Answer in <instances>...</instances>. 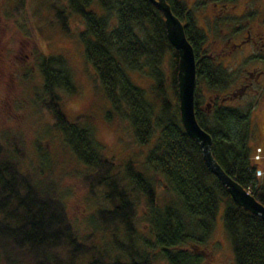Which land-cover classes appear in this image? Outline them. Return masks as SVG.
Here are the masks:
<instances>
[{
    "label": "trees",
    "instance_id": "1",
    "mask_svg": "<svg viewBox=\"0 0 264 264\" xmlns=\"http://www.w3.org/2000/svg\"><path fill=\"white\" fill-rule=\"evenodd\" d=\"M67 1L42 0L34 9L33 0L9 5L19 30L31 41L43 86L29 90L41 126L34 130V149L23 129L0 126V264H155L159 259L202 264L222 203L235 264H264L263 218L234 200L182 123L179 54L168 37L164 13L150 0ZM168 1L194 47L196 115L213 137V154L264 204V152L262 160L252 159L262 145L255 140L252 115L257 102L225 103L236 71L213 52L188 2ZM43 2L50 18L37 25L33 17ZM73 13L83 19L78 37L104 96L130 119L140 143L153 142L142 164L108 155L89 116H70L64 109L60 89L77 91L69 59L63 52L46 51L40 34L57 27L73 36ZM135 71L152 78L150 92L136 82ZM45 133L54 143L51 158ZM68 176L77 186L65 181ZM160 185L168 195H160ZM79 188L89 205L73 215L71 198Z\"/></svg>",
    "mask_w": 264,
    "mask_h": 264
},
{
    "label": "rangeland",
    "instance_id": "2",
    "mask_svg": "<svg viewBox=\"0 0 264 264\" xmlns=\"http://www.w3.org/2000/svg\"><path fill=\"white\" fill-rule=\"evenodd\" d=\"M14 1L0 0V126L3 128L23 129L28 135L29 147L34 149V130L35 127L41 126L39 121H36L37 112L31 105L29 90L41 91L43 76L39 64L35 60V54L30 51L32 49L31 41L24 37L23 32L18 28L15 17L9 13L11 9L9 5ZM58 1L68 4L67 0ZM186 1L189 4L190 0ZM40 3H42V0H33L32 9ZM48 18H50V10L47 9V4L43 2L41 11L33 17V22L41 25ZM71 19L70 26L74 33L73 36H66L57 27H46L40 34V42L46 51L63 52L69 59L77 91L74 94H70L67 90L60 89L64 99V109L70 116L80 113L89 116L93 122L92 125L96 136L106 146L105 150L108 155H119L122 160L131 157L142 164L153 142L149 144L140 143L135 136L130 119L121 116L112 108L110 101L104 96V90L94 66L84 56V46L78 37L79 31L84 28L83 19L75 13L72 14ZM211 43L210 47L214 48V53L221 52V45L222 47L226 46L227 49L232 46L225 45L224 41ZM248 52H250L249 47L244 44L235 51L229 60L225 61L231 70L236 71L237 79L240 78L239 81H242L248 68L255 69V73L259 69L257 64H263L258 61V58H261L263 54L262 49L255 46L251 54L243 56V53ZM238 53L241 54L242 58L239 57ZM163 65L168 70L170 59L166 58ZM132 75L137 83L150 92L151 77L147 76L146 73L136 71L132 72ZM256 84L259 87L258 91L253 92L250 90L245 93H236L226 99L225 103L229 105H245L250 101L257 102L252 113L257 128L255 140L264 146V96L262 94L264 83L263 85ZM229 93L232 94V92ZM168 94H172L170 90H168ZM22 100L24 103H21ZM24 105L27 108L22 109ZM42 138L50 152L48 157L51 158V151H54V143L47 137L46 133ZM154 175H156L158 180L164 182L161 174L154 173ZM64 179L67 183L77 186L71 177L68 176V178ZM158 188L161 196L168 195L161 185ZM75 191L76 193L73 194L74 198H71V212L73 215H79L82 210L87 209L89 203L85 199V193L80 188ZM223 212L224 204L222 203L214 230L204 246L206 254L202 264H235L232 241L224 226ZM142 213L143 203L140 207V215ZM155 264H168V262L164 259H159Z\"/></svg>",
    "mask_w": 264,
    "mask_h": 264
},
{
    "label": "flooded vegetation",
    "instance_id": "3",
    "mask_svg": "<svg viewBox=\"0 0 264 264\" xmlns=\"http://www.w3.org/2000/svg\"><path fill=\"white\" fill-rule=\"evenodd\" d=\"M188 5L210 43L224 41L225 45H232L228 49L221 45V52L215 53L225 65V61L244 44L248 45L250 52L243 53V56L251 54L255 46L263 50L261 58H258L263 63L257 64L259 69L254 73L255 69L248 68L242 81L238 78L232 83L229 90L232 94L223 99L236 93L258 91L256 83H264V0H190ZM212 50L215 52L214 48ZM238 55L242 58L241 54ZM262 94L264 96V90Z\"/></svg>",
    "mask_w": 264,
    "mask_h": 264
},
{
    "label": "water",
    "instance_id": "4",
    "mask_svg": "<svg viewBox=\"0 0 264 264\" xmlns=\"http://www.w3.org/2000/svg\"><path fill=\"white\" fill-rule=\"evenodd\" d=\"M150 1L164 13L168 37L179 54L177 73L179 107L186 131L200 143L206 165L226 185L234 200L251 212L260 215L264 220V204L235 177L225 171L213 154L211 133L200 124L197 118L195 109L198 82L197 61L194 47L187 37L182 19L173 11L168 0Z\"/></svg>",
    "mask_w": 264,
    "mask_h": 264
},
{
    "label": "built area",
    "instance_id": "5",
    "mask_svg": "<svg viewBox=\"0 0 264 264\" xmlns=\"http://www.w3.org/2000/svg\"><path fill=\"white\" fill-rule=\"evenodd\" d=\"M262 157H263V148H262L261 146H259V147H257V149H256V151H255V153H254L253 158H254L255 160H260V159H262ZM262 172H263L262 169L259 168V169L257 170V175H261ZM249 191H250V190H249Z\"/></svg>",
    "mask_w": 264,
    "mask_h": 264
}]
</instances>
